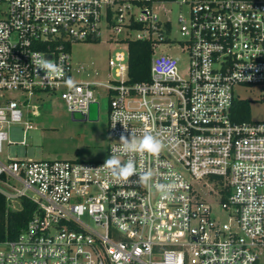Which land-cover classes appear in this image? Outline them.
<instances>
[{
  "label": "built area",
  "instance_id": "2783aa9c",
  "mask_svg": "<svg viewBox=\"0 0 264 264\" xmlns=\"http://www.w3.org/2000/svg\"><path fill=\"white\" fill-rule=\"evenodd\" d=\"M171 2L185 9L181 39ZM104 29L126 44L109 57L114 77L75 80L72 43ZM135 40L154 46L147 80L131 79ZM36 60L62 73L45 78ZM253 85L264 99V0H0V193L8 210L35 208L0 241V264H264V120L233 119L237 87ZM97 93L110 98L109 156L134 163L127 180L106 160L1 156L7 129L39 116L43 96L88 116L93 102L100 115ZM145 135L158 155L121 151L122 136Z\"/></svg>",
  "mask_w": 264,
  "mask_h": 264
},
{
  "label": "rangeland",
  "instance_id": "374dc122",
  "mask_svg": "<svg viewBox=\"0 0 264 264\" xmlns=\"http://www.w3.org/2000/svg\"><path fill=\"white\" fill-rule=\"evenodd\" d=\"M168 16L173 20L172 36L181 39L178 15L184 11V6L178 2L166 4ZM139 10L135 11L138 16ZM163 16V13L160 12ZM122 36V35H121ZM110 31L104 29L100 42L78 41L71 47V62L73 64L74 79L77 81H106L114 77V70L109 69L110 56L118 51H125L126 44L110 39ZM173 51L169 50V53ZM175 52H173L174 54ZM179 54V53H178ZM181 54V53H180ZM183 74L188 63V55L181 54ZM80 68V72L76 69ZM236 97L251 101V118L264 120V99L258 85L237 87ZM100 115L98 120H78L62 105L58 96L49 99L43 96L39 101V116L24 115L21 122L11 125L7 129L9 143L5 141L4 159H70V160H107L108 146L113 139L108 133L110 98L100 96ZM32 126L31 128H28ZM26 140V144L21 141ZM198 187L197 185H195ZM213 214L216 218L227 220L226 209L221 207L219 200L213 202Z\"/></svg>",
  "mask_w": 264,
  "mask_h": 264
},
{
  "label": "trees",
  "instance_id": "16d2710c",
  "mask_svg": "<svg viewBox=\"0 0 264 264\" xmlns=\"http://www.w3.org/2000/svg\"><path fill=\"white\" fill-rule=\"evenodd\" d=\"M91 42H100V39ZM154 52L153 43L149 40H135L130 42V75L133 81H142L150 78L151 58ZM233 119L237 122L251 119V101L237 100L234 103ZM34 203L24 199L21 210H8L7 201L0 193V241L15 239L26 226L34 212Z\"/></svg>",
  "mask_w": 264,
  "mask_h": 264
},
{
  "label": "clouds",
  "instance_id": "9594fccd",
  "mask_svg": "<svg viewBox=\"0 0 264 264\" xmlns=\"http://www.w3.org/2000/svg\"><path fill=\"white\" fill-rule=\"evenodd\" d=\"M37 54H33L35 57ZM38 70H43L45 72V78H50L52 75H58L62 73V68L58 65L52 63L49 60H36L35 61ZM68 84H71L72 81L69 79L67 81ZM122 141V148L121 151L128 153V152H139L141 154L147 152L152 155H158L163 145L162 143L157 140L152 135H145L139 141L135 139H128L125 137H121ZM105 165L111 169V174L119 179L127 180L129 177L135 174V166L132 160H129L125 164H121V162L117 159H107ZM151 176V173H146L140 176L141 181H146ZM163 187V186H161Z\"/></svg>",
  "mask_w": 264,
  "mask_h": 264
},
{
  "label": "water",
  "instance_id": "95a60500",
  "mask_svg": "<svg viewBox=\"0 0 264 264\" xmlns=\"http://www.w3.org/2000/svg\"><path fill=\"white\" fill-rule=\"evenodd\" d=\"M72 116L74 119H78V120L96 121L99 118V103L98 102L91 103L88 116L81 112H74Z\"/></svg>",
  "mask_w": 264,
  "mask_h": 264
}]
</instances>
